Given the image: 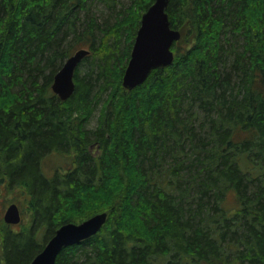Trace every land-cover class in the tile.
<instances>
[{"label":"trees","instance_id":"obj_1","mask_svg":"<svg viewBox=\"0 0 264 264\" xmlns=\"http://www.w3.org/2000/svg\"><path fill=\"white\" fill-rule=\"evenodd\" d=\"M154 1L0 0V194L21 188L31 211L21 229L0 215V264L104 211L56 264H264V0H170L174 62L128 90ZM79 48L62 100L53 78ZM54 152L70 160L47 173Z\"/></svg>","mask_w":264,"mask_h":264},{"label":"water","instance_id":"obj_2","mask_svg":"<svg viewBox=\"0 0 264 264\" xmlns=\"http://www.w3.org/2000/svg\"><path fill=\"white\" fill-rule=\"evenodd\" d=\"M169 4L170 0H155L142 14L131 57L123 76V85L128 90L144 83L153 70L169 66L174 62L175 52L172 47L174 42L181 38L182 33L171 26L167 12ZM89 53V49L79 48L66 59L61 69L55 74L52 90L62 100L74 94L75 71ZM4 219L9 224H18L22 221L21 210L17 203L9 205ZM107 219L108 212L104 211L80 223L62 224L30 264H56L59 253L66 246L78 244L97 234Z\"/></svg>","mask_w":264,"mask_h":264},{"label":"rangeland","instance_id":"obj_3","mask_svg":"<svg viewBox=\"0 0 264 264\" xmlns=\"http://www.w3.org/2000/svg\"><path fill=\"white\" fill-rule=\"evenodd\" d=\"M120 1L122 3H124V6H127V5L129 6L131 3V0H120ZM121 6L122 5H119L118 7H121ZM106 16L108 19H111L112 14L110 12H107ZM97 115H98V112L87 123V127L94 128L96 126ZM68 160H70L69 155L54 152L45 158V161L43 164H44L46 172L50 173L55 167L62 166V165L66 166V163ZM11 203H17L19 205V207L21 208V211H22V221L18 224H15V228L21 229L22 227H26L29 224L30 217H31V211H30V204H29L28 196H26L24 194V191L21 188L14 189L11 191H3L0 194V215H1V218L3 220V224L6 223V221L4 219V215H5V212L8 208V206ZM235 203H236V200H235L234 194H232V193L229 194L227 199H226L227 206H232ZM90 211L91 210L88 209V210H83V211L77 212L76 216H81V215L84 216L86 214L88 215L89 213H91ZM98 211L100 212V211H102V209H100V207H99ZM97 212H93L91 215H93L94 213H97ZM77 223H80V222H77ZM39 240H42V242H44L45 241L44 236L40 235Z\"/></svg>","mask_w":264,"mask_h":264},{"label":"bare ground","instance_id":"obj_4","mask_svg":"<svg viewBox=\"0 0 264 264\" xmlns=\"http://www.w3.org/2000/svg\"><path fill=\"white\" fill-rule=\"evenodd\" d=\"M176 29H177V28H176ZM178 30H180V29H178ZM180 32H181V30H180ZM181 33H182V32H181ZM180 39H181V38H180ZM180 39H179V40H180ZM177 41H178V40H177ZM175 42H176V41H175ZM175 42H174V43H175ZM64 63H65V62H64ZM53 79H54V78H53ZM11 204H12V203H11ZM8 207H9V206H8ZM20 210H21V208H20ZM5 213H6V212H5ZM21 214H22V211H21ZM6 223H7V222H6ZM7 224H9V223H7ZM10 225H14V224H10Z\"/></svg>","mask_w":264,"mask_h":264}]
</instances>
